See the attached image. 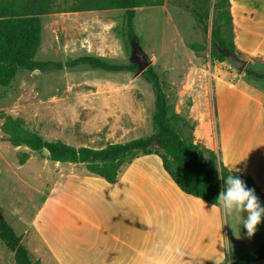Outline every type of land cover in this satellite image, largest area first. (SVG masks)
I'll use <instances>...</instances> for the list:
<instances>
[{
  "label": "rangeland",
  "instance_id": "obj_1",
  "mask_svg": "<svg viewBox=\"0 0 264 264\" xmlns=\"http://www.w3.org/2000/svg\"><path fill=\"white\" fill-rule=\"evenodd\" d=\"M71 1L57 0L63 6ZM217 1L164 0L162 6L136 9L137 44L127 39L124 9L41 15L36 60L62 67L19 69L9 85L0 86V211L22 236L35 264H103L87 247L92 239L103 237L94 225L105 224L103 208L119 192L115 187L120 177L127 174L121 184L138 179L130 173L134 170L146 181L152 170L163 167L155 155L138 154L122 164L113 186L83 163L52 161L44 151L14 146L4 139L3 115L22 118L27 129L48 140L78 147L101 148L151 135L156 96L138 72L144 61L137 50L142 49L160 75L172 107L170 116L176 115L184 139L228 140L249 153L261 147L264 105L251 96L264 100L259 96L264 97V80L238 73L228 60L220 62L210 55ZM194 9L209 14L208 32ZM234 30L254 43L264 33V15L244 17L236 10ZM86 55L110 64L136 63L138 69L116 72L70 63ZM239 57L248 60L247 67L264 71V55L254 48ZM23 152L29 157L21 163ZM223 220L230 257L264 241V224L248 236L235 216L223 215ZM0 262L15 264L14 254L1 241Z\"/></svg>",
  "mask_w": 264,
  "mask_h": 264
},
{
  "label": "trees",
  "instance_id": "obj_2",
  "mask_svg": "<svg viewBox=\"0 0 264 264\" xmlns=\"http://www.w3.org/2000/svg\"><path fill=\"white\" fill-rule=\"evenodd\" d=\"M163 4L164 0H72L63 6L57 0H0V86L9 85L19 69L42 71L62 67L60 63L36 60L41 44V15L66 11L124 9L127 39L131 44H137L140 38L135 27L136 9ZM193 13L203 30L208 32L209 14L197 9ZM234 37L231 2L218 0L215 3L211 29V57L223 62L227 60L228 52L241 56L243 51L237 47ZM70 63H82L116 72L138 69L136 63L110 64L94 55L81 56ZM246 73L255 80H264L263 70L247 67ZM142 76L151 84L156 96L155 131L151 135L108 143L101 148L78 147L61 140H48L27 129L22 118L3 115L1 130L4 139L14 146L25 145L32 151L43 152L47 149V157L52 161L83 163L108 183L118 181L121 166L126 160H131L138 154L155 155L182 191L214 205H217L216 200L222 190V176L233 174L239 176L247 187L254 189L259 201L264 204V192L256 187L250 177L234 173L215 150L183 138L177 129V122L174 121L176 115L170 116L172 107L157 70L150 65L142 72ZM28 157L29 152H23L20 162L24 163ZM0 241L14 254L15 264H35L28 247L22 243V236L5 217L0 219ZM263 259L264 242L254 250L241 254L230 264H251Z\"/></svg>",
  "mask_w": 264,
  "mask_h": 264
},
{
  "label": "crops",
  "instance_id": "obj_3",
  "mask_svg": "<svg viewBox=\"0 0 264 264\" xmlns=\"http://www.w3.org/2000/svg\"><path fill=\"white\" fill-rule=\"evenodd\" d=\"M230 2L233 26L236 10L244 17L264 15V0ZM143 7H138L137 11ZM234 41L242 51L254 48L256 53L264 55V33L249 44L247 36L239 37L235 32ZM251 97L264 105V100ZM218 114L219 109L217 126ZM194 142L215 150L234 173L250 177L264 192V140L261 147L251 153L244 152L238 143L231 145L228 140ZM130 173H135L134 177L138 179L121 184L127 174L122 176L124 179L119 174L120 185L115 187L119 192L103 208L105 224L97 221L94 225L102 230L103 237L90 241L92 243L87 247L90 254L98 255L103 264H230L237 258L228 255L229 248L222 231L223 213L219 206L182 191L164 168L152 170L146 181L141 172L133 170ZM263 224L264 221L260 226ZM158 242L179 245L181 253L165 252L156 247ZM251 264H264V259Z\"/></svg>",
  "mask_w": 264,
  "mask_h": 264
},
{
  "label": "clouds",
  "instance_id": "obj_4",
  "mask_svg": "<svg viewBox=\"0 0 264 264\" xmlns=\"http://www.w3.org/2000/svg\"><path fill=\"white\" fill-rule=\"evenodd\" d=\"M222 179L223 186L216 204L224 216H235L240 221L239 225L242 224L247 230V235L251 236L264 221V204H261L254 189L247 187L239 176L229 174L222 176ZM156 247L165 252L181 253L179 245L172 243L158 242Z\"/></svg>",
  "mask_w": 264,
  "mask_h": 264
},
{
  "label": "water",
  "instance_id": "obj_5",
  "mask_svg": "<svg viewBox=\"0 0 264 264\" xmlns=\"http://www.w3.org/2000/svg\"><path fill=\"white\" fill-rule=\"evenodd\" d=\"M137 53L141 56V58L144 61V65L141 66L139 71H138L139 73H142L148 66L151 65V60H150V58H148V55L144 50L139 49V50H137ZM226 58L231 63L233 70H235L238 73H246V69L248 66V60L247 59H241L236 53H233V52H228L226 54ZM38 71L39 70H36V72H38ZM44 152L46 154L49 153V151L47 149H45ZM3 217H4L3 214L0 212V219H2Z\"/></svg>",
  "mask_w": 264,
  "mask_h": 264
}]
</instances>
